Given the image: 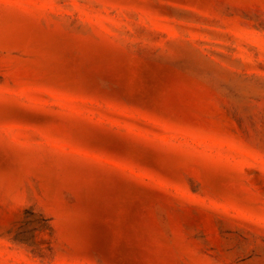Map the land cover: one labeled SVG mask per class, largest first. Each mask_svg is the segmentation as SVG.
Instances as JSON below:
<instances>
[{
    "label": "rangeland",
    "instance_id": "obj_1",
    "mask_svg": "<svg viewBox=\"0 0 264 264\" xmlns=\"http://www.w3.org/2000/svg\"><path fill=\"white\" fill-rule=\"evenodd\" d=\"M0 264H264V0H0Z\"/></svg>",
    "mask_w": 264,
    "mask_h": 264
}]
</instances>
